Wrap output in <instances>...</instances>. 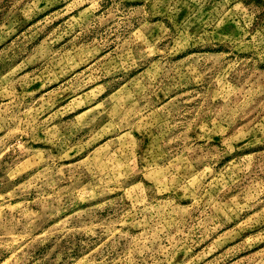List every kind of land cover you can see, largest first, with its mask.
Masks as SVG:
<instances>
[{"label":"rangeland","instance_id":"rangeland-1","mask_svg":"<svg viewBox=\"0 0 264 264\" xmlns=\"http://www.w3.org/2000/svg\"><path fill=\"white\" fill-rule=\"evenodd\" d=\"M0 264H264V0H0Z\"/></svg>","mask_w":264,"mask_h":264}]
</instances>
